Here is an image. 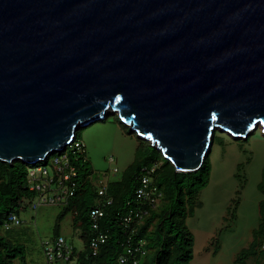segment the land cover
Masks as SVG:
<instances>
[{
    "label": "water",
    "instance_id": "water-1",
    "mask_svg": "<svg viewBox=\"0 0 264 264\" xmlns=\"http://www.w3.org/2000/svg\"><path fill=\"white\" fill-rule=\"evenodd\" d=\"M117 114L177 171L264 134V0H0V160Z\"/></svg>",
    "mask_w": 264,
    "mask_h": 264
},
{
    "label": "trees",
    "instance_id": "trees-1",
    "mask_svg": "<svg viewBox=\"0 0 264 264\" xmlns=\"http://www.w3.org/2000/svg\"><path fill=\"white\" fill-rule=\"evenodd\" d=\"M117 118L121 121L118 115ZM138 138L140 143L134 161L119 179L108 182L107 195L112 196L114 202L105 208L98 232L107 233L108 238L96 254L91 247V238L96 230L92 228L90 212L98 202L100 185L97 187L92 180L94 170L85 155L84 146L82 149L67 147L70 162L78 168L77 187L74 194L64 201L65 206L54 226V235L61 234L60 222L71 213L74 228L80 230L84 242L81 250L76 249L75 264H118L119 256L129 246H137L141 242H144L143 248L147 251L141 264H193L195 235L187 224V218L203 204L199 196L210 182L211 154L198 170L177 171L161 150L149 140ZM50 160L47 158L35 164L0 160V264H13L16 258L26 259L25 244L13 241L2 232V228L10 212L20 215L23 198L37 195L29 188L30 168L42 164L51 166ZM154 164L158 166L153 183L162 192L155 206L140 201L136 196L143 168ZM257 187L264 195V168ZM131 210H140L142 215H133L132 221L125 225L119 217ZM259 215L260 223L253 230V239L239 251L235 259L237 264H248L250 259L254 260V264H264V197L259 202Z\"/></svg>",
    "mask_w": 264,
    "mask_h": 264
},
{
    "label": "rangeland",
    "instance_id": "rangeland-1",
    "mask_svg": "<svg viewBox=\"0 0 264 264\" xmlns=\"http://www.w3.org/2000/svg\"><path fill=\"white\" fill-rule=\"evenodd\" d=\"M136 134L113 113L78 131L97 187L101 178L119 179L134 161L140 143ZM210 154V182L199 196L203 204L187 218L195 235L193 264H237L239 251L249 245L260 223L259 202L264 195L257 185L264 168V134L260 126L241 138L218 129ZM64 206V202H56L23 209L21 224L2 228L13 241L26 246V259L16 258L13 264H47L43 242H52L54 226ZM60 225L61 234L81 250L84 242L80 230L74 228L73 215H65ZM248 264H254V260Z\"/></svg>",
    "mask_w": 264,
    "mask_h": 264
},
{
    "label": "built area",
    "instance_id": "built-area-1",
    "mask_svg": "<svg viewBox=\"0 0 264 264\" xmlns=\"http://www.w3.org/2000/svg\"><path fill=\"white\" fill-rule=\"evenodd\" d=\"M69 146L82 149L84 145L76 137ZM50 158L51 166L42 164L30 168L29 188L36 191L37 195L34 198H23L21 201V207L23 209H37L41 204L64 202L70 195L74 194L75 188L77 187V166L70 162L66 150L57 152L51 155ZM157 166V164H154L143 168L144 173L141 178V185L136 190L137 199L153 206L158 203L162 196V192L158 186L153 183V175ZM117 170V168L114 169L115 172ZM108 182L106 178L99 179L98 202L90 212L92 228L96 230V234L91 238V247L95 254L100 249L102 243L108 238L107 233L98 232L101 220L106 213V206L114 202V198L107 195ZM133 215L141 216L142 211L131 210L119 218L123 224L127 225L132 221ZM21 223V216L16 212H10L4 223V228L11 229ZM143 246L144 242H141L137 246H129L119 256L118 264H141L142 257L147 252ZM262 249H264V243L262 244ZM43 250L47 264H75L76 262V247L62 234L56 236L52 242H43Z\"/></svg>",
    "mask_w": 264,
    "mask_h": 264
},
{
    "label": "crops",
    "instance_id": "crops-1",
    "mask_svg": "<svg viewBox=\"0 0 264 264\" xmlns=\"http://www.w3.org/2000/svg\"><path fill=\"white\" fill-rule=\"evenodd\" d=\"M61 231V230H60ZM53 234H54V231H53ZM55 238V235H53V239Z\"/></svg>",
    "mask_w": 264,
    "mask_h": 264
}]
</instances>
